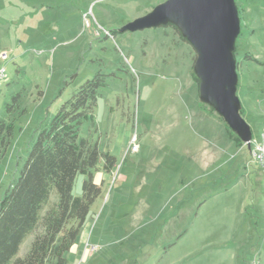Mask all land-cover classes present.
Masks as SVG:
<instances>
[{
	"label": "rangeland",
	"instance_id": "obj_1",
	"mask_svg": "<svg viewBox=\"0 0 264 264\" xmlns=\"http://www.w3.org/2000/svg\"><path fill=\"white\" fill-rule=\"evenodd\" d=\"M166 1L0 0V54L8 55L0 120L15 126L0 162V200L39 131L100 76L104 85L80 138L114 156L117 166L91 208L95 225L113 211L121 229L132 210L183 211L176 226L188 232L179 247L190 251L186 264H264V168L253 160L245 133L216 108L197 50L174 19L124 31ZM234 3L240 18L231 52L235 105L251 140L261 141L264 0ZM103 164L101 159L94 177ZM84 180L77 177L75 197L82 196ZM56 200L54 192L46 208ZM33 239L17 257L26 255Z\"/></svg>",
	"mask_w": 264,
	"mask_h": 264
},
{
	"label": "trees",
	"instance_id": "obj_2",
	"mask_svg": "<svg viewBox=\"0 0 264 264\" xmlns=\"http://www.w3.org/2000/svg\"><path fill=\"white\" fill-rule=\"evenodd\" d=\"M100 76L87 81L62 104L49 127L39 131L29 156L0 200V264H67V254L102 196L94 181L102 171L112 174L117 159L102 153L98 144L80 138L85 120L93 116ZM14 123L0 120V162L14 133ZM79 175L85 177L82 196L73 195ZM57 200L46 208L53 193ZM34 235L29 251L17 257L22 243Z\"/></svg>",
	"mask_w": 264,
	"mask_h": 264
},
{
	"label": "water",
	"instance_id": "obj_3",
	"mask_svg": "<svg viewBox=\"0 0 264 264\" xmlns=\"http://www.w3.org/2000/svg\"><path fill=\"white\" fill-rule=\"evenodd\" d=\"M174 19L199 54V67L220 115L250 142L249 128L235 105L237 65L231 52L240 33V18L234 0H168L150 14L134 21L124 31L158 27ZM178 25V24H177Z\"/></svg>",
	"mask_w": 264,
	"mask_h": 264
},
{
	"label": "crops",
	"instance_id": "obj_4",
	"mask_svg": "<svg viewBox=\"0 0 264 264\" xmlns=\"http://www.w3.org/2000/svg\"><path fill=\"white\" fill-rule=\"evenodd\" d=\"M109 177L111 174L100 171L94 181L102 185ZM116 215L113 211L103 222L100 216L96 225L90 215L67 254V264H186L190 251L179 252V247L188 232L176 226L183 211L132 210L127 214L129 224L123 229L114 224ZM91 246L102 249L93 253Z\"/></svg>",
	"mask_w": 264,
	"mask_h": 264
},
{
	"label": "built area",
	"instance_id": "obj_5",
	"mask_svg": "<svg viewBox=\"0 0 264 264\" xmlns=\"http://www.w3.org/2000/svg\"><path fill=\"white\" fill-rule=\"evenodd\" d=\"M0 55H1L0 56V86H1L3 83L7 82L8 80L6 66L2 63V61L7 60L8 55L5 52ZM246 145L250 146L252 149L253 160L264 168V136L261 141L251 140L250 142H247ZM101 249L102 248L98 246L90 247V251L93 253L101 251ZM252 264H260V263L254 262Z\"/></svg>",
	"mask_w": 264,
	"mask_h": 264
}]
</instances>
